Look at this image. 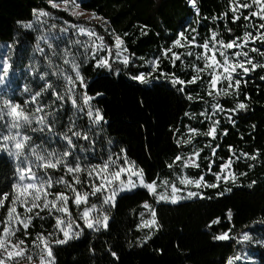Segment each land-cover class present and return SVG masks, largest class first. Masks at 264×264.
I'll return each mask as SVG.
<instances>
[{"label":"trees","instance_id":"trees-1","mask_svg":"<svg viewBox=\"0 0 264 264\" xmlns=\"http://www.w3.org/2000/svg\"><path fill=\"white\" fill-rule=\"evenodd\" d=\"M51 1L72 0H0V41H10L15 45L12 64L18 71L29 64L28 48L34 47L36 41L34 32L22 28L21 24L31 22L37 11L59 14L81 23L65 11L54 9L50 5ZM76 1L82 9L107 21V24L93 25L97 34L105 38L104 43L112 47L113 35H119L124 40L129 64L126 66L122 61L112 60L111 68L97 67L90 53L82 54L74 48L87 84L86 89L80 85L75 86L76 106L67 98L58 101L51 91L44 93L36 103L30 101L27 104L25 98L32 97L46 82L52 83L62 95L65 94L67 82L64 76H74L70 66H64V76L63 72L55 68L52 77L44 80L20 74L16 84L19 88L27 86L30 91L15 95L13 99L16 103L22 108L26 107L30 113L39 104L44 111L37 113L38 116L55 113V118L48 116V119L54 120V132L58 135L50 133V136L55 138L60 147L66 142L62 138L63 133L68 132L72 122H75V130L88 136V140L73 137L75 149L84 155V161L102 163L109 158H123L137 169H143L145 181L155 179L161 183L181 173L184 160L202 148L196 161L199 167L184 169L190 178L197 180L203 176L207 183H217L215 176L221 172L219 165L229 157L233 159L232 169L237 178L235 182H220L219 188H200L202 195L177 204L157 203L146 188L121 194L116 199L115 207H104L110 217L108 228L99 231L87 229L79 219L84 229L80 237L53 247L55 264H228L238 254L240 246L237 238L242 233L249 231L256 236L254 238L257 242L264 241V69L257 68L246 76L239 75L238 69L234 74V80L241 79V85L238 91L234 86L227 96H220L217 100L224 111L217 115L220 124L215 139L204 135L210 126L201 120L205 117L202 113L208 117L213 105V99L208 95L211 77L207 69L199 73L200 78L196 83L180 85L171 82L172 73L187 82L197 75V68L204 69L203 61L196 59V55L202 53L203 49L189 45L179 33L183 32L189 40L195 36L197 44L209 42L210 45L213 31L218 33V40L225 43L236 37L242 38L245 31H252L255 35L253 24L261 23L260 19L257 17L248 21L244 17L250 11H256V7L242 9L238 13L240 19L233 21L230 4L235 0H196L197 9L191 6L190 0ZM193 28L196 32L191 31ZM71 31L76 34V27H72ZM125 33L128 35L125 36ZM176 39H181V45L174 44ZM253 47L264 51V45L259 41H250L243 51L249 52L254 62L264 64V57L251 52ZM165 49H171L167 56L164 55ZM240 50L234 48L226 51L235 60L233 53ZM172 52L181 57L175 61V65L171 59ZM189 52L192 55H188ZM57 61L62 65L61 60ZM157 61V70L147 81H151V85L128 78L141 73L147 75L150 73V64L155 62L157 65ZM219 86L226 88L227 81L224 80ZM85 92L93 97L89 104L94 110L99 108L104 116V121L99 124L90 123L86 115L88 105L83 101ZM189 95L192 96L191 100L188 99ZM240 102L247 105L246 109L229 112ZM79 107L85 111L79 112ZM228 116L232 119L229 120ZM190 128L197 129L194 137ZM224 129H227V135L223 134ZM46 131H36L34 138L49 142ZM189 138L191 142L184 143ZM216 145L219 148L213 156L211 149ZM54 147H57L55 143ZM243 153L254 154L258 158L253 161ZM178 155L182 160L174 163ZM236 156L240 159L236 160ZM210 160H215V164L208 171ZM170 164L173 167L169 168ZM253 164L255 167L250 166ZM49 172L55 179L56 175L65 176L64 169H49ZM16 177L14 161L5 153H0V193H11V185ZM80 178L83 185H76L78 190L90 191L87 173H81ZM65 179L71 182L72 176L67 175ZM253 180L256 181L255 185L249 187ZM64 187L56 185L53 191H63ZM221 192L224 194L220 195ZM100 195L92 200H101ZM145 202L155 210L159 225L150 236L141 228ZM8 206L6 202L5 208L0 209V219L4 218ZM69 206L78 218L79 208L72 200ZM41 215L44 216L43 220L33 219L28 237H24L22 231L17 233V237L25 239L28 245H33L32 241L38 233L47 235L57 231V214L49 215L44 211ZM224 233L230 239H214ZM248 250L252 252L256 264H264V243L254 245L250 242ZM111 252H115L116 256H112Z\"/></svg>","mask_w":264,"mask_h":264},{"label":"snow or ice","instance_id":"snow-or-ice-1","mask_svg":"<svg viewBox=\"0 0 264 264\" xmlns=\"http://www.w3.org/2000/svg\"><path fill=\"white\" fill-rule=\"evenodd\" d=\"M190 3L193 7H196V0H190ZM53 7H60L58 4H52ZM256 7V11H250L248 16H245L244 19L251 21L254 18H259L261 23L258 25L253 24V28L255 30V35L252 31H245L241 37H236L233 40L225 43L223 40H218V33L213 31L211 33V48L209 42H204L203 44H197L196 37L192 36L189 40L188 37L184 35L183 32L179 33V36L187 41L189 45H193L196 47H200L203 49L202 53H198L196 55L197 60L204 61V69L197 68V75L193 76L191 80L185 81L175 76V73H172V83L184 85L185 83L192 84L196 83L197 79H199V73L204 71L205 69H210L209 75L211 77L209 81V89H214L218 84L222 82V80L227 81V87L223 90H218L217 94L220 96H227L229 94V90H231L234 86L239 90L241 85V79L234 80V74L237 73L239 69V75L246 76L250 71H255L257 68L264 69V64H259L254 62V59L249 56V52L243 51V48L251 41L255 43L259 41L262 45H264V0H235L233 4H230V10L232 12L233 21L239 20L240 15L238 13L242 9L250 10L253 7ZM74 7L79 8V4H75ZM50 14L45 11H40L37 13V20L39 21L40 17L49 16ZM73 15H83L81 12H73ZM95 17V14H93ZM227 16V13H225ZM96 19H100L104 24H107V21H104L102 17H95ZM21 27L24 29L31 30L33 29V23H22ZM51 29H55L56 25L52 24ZM73 27H76L73 25ZM107 31V29H105ZM62 32H67L68 28H62ZM81 34H86L89 38L95 37L100 41V44H85L83 45L86 49L90 48L93 53V59H95V63L97 67H106L111 68V64L109 62V58L112 55V49L108 47L106 43H104L105 38L103 36H98L94 30L85 29L83 27L79 28ZM143 32V29L141 30ZM192 32H196V29H191ZM231 32V29H228ZM146 34V33H144ZM128 34L125 33V36ZM51 39L47 33L42 34L39 37L41 41H47ZM79 43V42H77ZM124 44V40L117 35L115 37V47L117 48L116 56L117 59L120 58L122 51H127V49H122V45ZM175 45H181V39H176L174 41ZM49 48L53 49L52 55L55 56L57 53L55 48L51 43L48 44ZM241 49L240 51H235L233 56L235 60L232 59L227 53L226 50L231 49ZM107 49L108 57H102L97 59L96 53L102 50ZM36 50L41 54H45L44 48L40 47V44L37 43ZM171 52V49H165L164 55L167 56L168 53ZM211 52L212 55L209 56L208 53ZM219 52L220 56L223 58L222 62L220 59H217L216 53ZM252 53H258L261 57H264V51L261 48L253 47L251 49ZM46 55V54H45ZM70 53L68 49H65L63 52L64 60L63 63L66 65H70V71L74 73L73 75H65L64 79L67 82V87L65 94H61L59 91L55 90V86L52 83H45L39 91H36L32 97L31 102L36 103L37 99L42 97L44 93L51 91L52 95L56 97L58 101H65L66 98L71 101L73 106L77 105V100L74 98L75 86L80 85L83 88H87V84L85 83L84 77L81 73V63L77 62L76 59H68ZM188 55H192L191 52ZM243 57V59H241ZM181 57L175 52H172L171 59L173 65H175V61L179 60ZM48 64L52 66V60L48 59ZM123 64H129V57L125 56L123 58ZM158 66V61L157 65ZM12 65L8 62L7 59L4 60L3 63V73L4 76L0 77V83H4L8 76L9 70ZM220 74H216L218 70H221ZM65 69H59L58 72H64ZM48 76V73L45 72L40 75V79L44 80L45 77ZM151 76V73L147 75L141 73L133 77V79L139 80L140 82H147L148 78ZM264 79V77H262ZM234 80V84H233ZM246 83V81H245ZM183 91V88L180 89ZM25 91H30V89L26 86ZM209 95H212V91H209ZM97 95H101L97 93ZM93 99V97L87 95L85 92L83 94V101L85 105H88L86 115L89 117L90 123L99 124L104 121V116L99 108L95 110L89 104V102ZM188 99L191 100L192 96L189 95ZM47 106V105H46ZM50 107V106H49ZM63 107V104L60 105ZM213 109H219L220 111H224L223 107L219 104H213ZM247 105L243 102L236 104L233 109H229V112H237L238 110L246 109ZM44 109L37 104L35 111L30 113L26 111L19 103H15L12 100H4L3 106L0 107V120H5V117H11L10 121H5L6 126L8 128V135L3 136V140L10 142L4 145H0V151H6L7 154L14 158L15 161V172L17 174L15 182L11 185L13 191L2 192L0 193V209L5 208V203L8 202L9 206L6 208V215L3 219H0V264H19L21 259H28L30 262L33 259H38L39 264H55V256L53 254V246L56 245H64L68 242L69 239L76 238L78 239L83 232V228H80L79 224H76V227L79 231H75L71 233V229L73 224L76 223V220L72 217L71 212L68 207V201L70 197L65 192H56L51 193L49 190L54 186V184H62L65 188L70 189L74 196L71 197L73 203L77 208L80 205L87 204L89 196L97 197L98 194L102 199V203L109 205L110 207H115L116 197L119 193L131 190V188L137 187V183L132 180V175H137L139 178V185L148 189L158 200H171L172 203H176L180 199H183L182 196L177 195L181 189L177 188L175 184L171 185V195L169 196L165 193H157V182L156 180H152L151 182H147L144 179L143 169H139L137 172H130L129 169L120 166L118 170L110 171V165L114 164L115 161L109 158L108 162L102 165H90L87 168L83 167L78 159L69 161V157L72 156V148H75L76 145L73 142V137L76 139H80L81 137L84 140H88L87 134H82L81 131L75 130V122H72V127L68 129V132L63 133L62 138L67 142L68 149L57 153L55 151L45 152L39 145H35L32 142V137L27 134H23L20 130L25 128H32L33 132L39 131L43 133L46 129L49 133L53 135H58L54 132V120H49L48 116H53L55 118V113H48L46 115L36 116V113H42ZM79 112H84L85 109L83 107L78 108ZM187 115V113H186ZM205 118H207V115ZM215 115V112L213 113ZM229 120L232 119L231 116L227 117ZM39 125V127H32L33 123ZM234 123V121H233ZM220 121L214 120L209 130L204 133V135L210 136L213 139L217 136V127L219 126ZM16 130V131H13ZM190 132L196 133L197 129L190 128ZM69 133H71L69 135ZM223 134L227 135V129L223 130ZM191 138L189 140L184 141V143H190ZM177 143H180L178 141ZM219 148V145H216L211 149V154L215 156L216 149ZM232 149V146H229V150ZM203 149H199L193 152V155L197 158L200 156V152ZM235 156V152H233ZM244 156L250 157L251 160L255 161L258 157L257 155H250L249 153H243ZM240 157L236 156V160H239ZM181 156H176L174 163L176 161H181ZM233 159L229 157L225 163L219 165L221 168V172L216 175V180H223L224 182H228L231 180L232 182L236 181V174L232 171ZM189 164H193L195 167H199V164H196L195 161L192 160L191 157H188L184 160V167H187ZM212 164H215V160L209 161L208 171H211ZM251 167H255V165H250ZM63 167L65 170V176L71 175L72 181L69 182L65 179V176H61L55 181L52 176L48 174L49 169H59ZM169 168L173 167V165H168ZM35 169V170H34ZM36 170H43L42 175H38ZM129 171V176L127 180V185L123 180H120L121 173ZM86 172L88 177L90 178V183L88 185L90 191H86L81 193L76 185H83V181L80 178V174ZM240 175H247V173H240ZM114 181H119L117 186H113ZM181 184H195L197 188H219L220 184L217 183H207L204 180L203 176H200L199 179L193 181L189 179H181ZM256 181L253 180L251 185H255ZM230 191V189H229ZM223 195L224 193H219ZM11 195V199L9 200V196ZM188 197H197L202 195V193H198L196 191H189ZM51 196V199L49 198ZM20 205L24 208V215L21 217V214L17 211V205ZM145 208H149L150 206L145 202ZM34 210H37L34 212ZM47 210L49 215H53L55 213H59L55 217V227L58 231L49 232L45 235L43 232L38 233L36 239L32 241L35 252L30 253L26 247V240L17 237L18 232H23L24 237H28L30 234L28 232L29 227L32 225V221L35 218H39L40 220L44 219V216L41 215L42 212ZM90 211H97L98 214L93 218H89ZM32 213L33 215H29ZM64 214H67V221L64 219ZM143 215V214H142ZM231 213H229V216ZM156 213L155 210H152L153 219L149 222L145 223V227L156 226L159 227L157 220L155 219ZM109 215L102 210L97 209L96 204L91 205V209L85 207L82 214L78 217L84 221L87 229H95L99 231L101 228H108V220ZM13 220H15V224H13ZM215 223V221H214ZM66 227L62 226L65 225ZM58 233H62L63 238H60ZM150 238V237H148ZM217 240H227L230 239L227 233L214 237ZM253 238L245 233L243 235L244 241H251ZM259 243H264V241H258ZM112 256H116L115 252H111ZM239 257H235L234 260H238ZM229 264H233L232 261Z\"/></svg>","mask_w":264,"mask_h":264},{"label":"rangeland","instance_id":"rangeland-1","mask_svg":"<svg viewBox=\"0 0 264 264\" xmlns=\"http://www.w3.org/2000/svg\"><path fill=\"white\" fill-rule=\"evenodd\" d=\"M53 3L60 5V7H58V8L53 7L52 6ZM75 4H78L76 0H72L69 2H53V1L50 2V5L54 9H59V10L65 11L67 13V15L71 16L74 19H77L78 21H81V23L74 22L72 20L67 19L66 17H64L62 15L55 14V13H49L50 14L49 16L40 17V19L38 21L37 20V13L42 11V10L36 12L33 20L31 22H29V23H33L34 27L30 31L34 32L36 41L34 43V47L28 48V50L30 51L29 64L27 66L21 68V70L19 69V71L17 70L18 68L15 67L14 64H12V56H13V52L15 49V45L10 41H0V77L4 76V73H3L4 60L7 59L8 62L12 65V67L9 70L6 81L4 83H0V107L3 106L4 100H12L13 102L16 103V101L13 99V97L15 95L22 94V93H28L27 91H25V87L19 88V86L16 84V81H17L20 74L24 75V76L26 74L31 75V76H35V77L37 76V79H39L40 75L47 72L48 76L45 77V79H47V78H51L52 74L55 73V68L64 69V66H70V65H66L63 63V60H64L63 52L65 49H68V51L70 53L68 59H76V57L78 56V53L74 52L75 49H78L82 54L84 52H88V53H90V55L93 56L91 49L90 48L86 49L83 45H85V44H90V45L91 44H100V41L97 40L95 37L89 38L86 34H81L79 31V28L83 27L85 29H91V30H94L96 32L93 25H95L97 23L103 24V22L100 19L95 18V17H100V16L95 14V17H94V15H93L94 13H92L91 11H87V10L82 9L80 5H79V8H76V7H74ZM191 6H193V5L191 4ZM194 8L197 9L196 7H194ZM74 11L75 12H81V13H83V15H73ZM52 24L56 25L55 29H51L50 26ZM73 25L76 26V34H73V32L71 31ZM62 28H68V31L62 32L61 31ZM45 33H47V35L51 39H49L47 41L39 40V37ZM74 35H77V36H74ZM97 35L100 36L99 34H97ZM112 37L114 39V45L112 47H110L112 49V55L110 57H108L107 49H105V50L97 52L96 58L99 59L102 57H108L109 62H111L112 60L113 61L118 60V61L123 62V58L125 56L129 57L128 52L122 51L120 58L117 59L116 52L118 50L115 47L116 35H113ZM77 42H79V43H77ZM37 43L40 44L41 48H44L46 55L41 54L39 51L36 50ZM49 43H51L53 45V47L55 48V51L57 53L55 56L52 55L53 49L48 47ZM68 43H70V45H68ZM125 48L126 47L123 44L122 49H125ZM210 48H211V45H210ZM208 55L211 56L212 53L209 52ZM216 57H217V59H220L222 62L223 58L220 56L219 52L216 53ZM48 59L52 60V66L51 67L48 64ZM58 59L61 60V63L63 66L60 64V62L57 61ZM203 63H204V61H203ZM154 65H156L155 62L151 63L149 66L151 75L154 74L157 70L156 66H154ZM207 71L210 72L211 70L207 69ZM221 71H222V69L218 70V72L216 74H220ZM62 74L64 76V72ZM128 78L133 79L132 76H128ZM133 80H136V79H133ZM136 81L140 82L139 80H136ZM223 81L224 80H222V82ZM145 84L151 85L152 82L150 81V82H147ZM219 85L220 84H218L216 86V88L209 90V91H212V93H213L212 95L208 94L209 96H211V99H213V104H216L215 102L218 103L217 100L220 97V95L217 94V91L223 90V87H221ZM209 91H208V93H209ZM25 98H26V101L28 104V102L31 101V97L26 96ZM24 109L26 110V107ZM26 111H28V110H26ZM34 111H35V108L32 110V112H34ZM214 112H215V115H213ZM220 112L221 111L219 109L214 110L212 107V111L208 115V117L207 118L204 117L203 118L204 120L203 119H201V120H202V122L206 121L205 123H208V125L211 126L212 122L214 120H217V115ZM36 116H38L37 113H36ZM10 120H11V117H7V116L5 117V120H0V145L10 143V142L3 140V136L9 134L5 121H10ZM36 125L37 124H35V122H34L32 127H34V128L39 127V125H37V126ZM13 131H16V130H13ZM20 131L23 134L30 135L32 137V142H33L34 146L39 145L45 152L55 151L57 153H60V152H63V151L68 149L67 142H65V144L60 147L59 143L55 140V138L53 136H50V133L48 131L45 132V135H46L47 139L49 140V142H47V143H46V140H44V139L42 140V139L34 138L35 132L32 131V128L21 129ZM28 131H31V133ZM192 136L194 137V133H192ZM49 143L53 144V148H52V145L50 146ZM54 143L57 147H60V148L54 147ZM71 151H72V156L68 158L69 161H73L76 159H78L79 161H83V163L81 165L85 168H87L90 165H95V164L96 165L97 164L102 165V164L108 162V160H109V159L103 160L102 163H93V162H89V161H84L85 160L84 155L77 153V150L75 148H72ZM0 153H5L6 155H8L6 151H0ZM83 153H84V151H83ZM9 157L12 158V160L14 161L13 157H11V156H9ZM189 157H191L192 160L195 161V163H196L197 157H195L193 154H191V156H189ZM113 161H115V163L110 165V171L118 170L120 166H123L124 168L129 169L130 172H137L139 170L133 164H131L130 162L126 161L123 158H119V159L113 160ZM14 163H15V161H14ZM190 166H194V165L189 164L187 167H190ZM187 167H184V164H183L181 173L177 174L172 179H164L163 182L157 183V188H156L157 193H165L166 192L170 196L171 195V185L175 184L177 188L181 189V191L178 192L177 195L182 196L183 199H180L179 201H177L176 203H173V204H177V203H181V202H187V201H191V200L195 199L196 197H188L187 194L189 191H196V192L200 193V190H199L200 188H197L194 183L193 184H181L180 183L181 179H189V180L195 181V179L190 178L187 175L186 171L184 170ZM59 169H63V167H61ZM36 171H37L38 175L43 174V170H36ZM129 171H125V172L121 173V177H120V180H123L126 185H127V180H128V176H129ZM232 171H233V169H232ZM48 174L51 175L49 170H48ZM61 176H63V175H56V179H58ZM52 178L54 181L56 180L53 176H52ZM131 178L134 182L137 183V187L131 188V190L123 191V192L119 193L117 195V197L120 196L121 194H124V193L133 192L138 188H144L143 186L139 185V178L137 175H132ZM215 179H216V176H215ZM70 181H72V180H70ZM215 181H217V180H215ZM217 182L218 183H220V182L225 183L223 180H220ZM118 184H119V181H114L113 186H117ZM56 185H62V184H54V186L49 190L51 193H56L55 191H53V189L55 188ZM62 186L64 187V185H62ZM57 192H65L70 197V199L68 201V207H69V210L71 212L72 217L76 220V223L73 224V227L71 229V233H74L75 231H79V229L76 227V224H79V226L81 228V223H80L79 219L77 218V216L75 215V213H73V211L70 209V206H69V202H70V200H72L71 197L74 196V193L70 189L65 188V187L63 188V191H57ZM81 193H83V192H81ZM117 197L115 199H117ZM153 197L157 203H172L170 199L160 201L154 195H153ZM49 198L51 199V196ZM92 198H93L92 196H89L88 203L87 204L82 203L80 205L79 216L82 214L85 207L91 209L92 204H96L98 210H102L103 212L107 213L106 209L104 208L106 204L102 203V199L101 200L99 199V201L98 200L94 201V200H92ZM100 203H102V204H100ZM148 205L150 207L146 208V210H145V215L142 218V222H141V228L144 229L145 231H147V236H150L151 234H153L155 232L157 227L156 226H152V227H145L144 226L146 222H149L153 219V217H152L153 208L151 207L150 204H148ZM17 211L21 214V217H23L24 208L22 206H20L19 204L17 205ZM35 211H37V210H34V212ZM45 211H47V210H45ZM56 214L60 215L59 213H56ZM97 214H98L97 211H90L89 218L93 219ZM29 215H33V214L29 213ZM1 217H2V211L0 210V218ZM64 219L67 221V214H64ZM81 221L84 224V221L83 220H81ZM13 224H15V220H13ZM62 226L66 227V224L62 225ZM0 228H2V226H0ZM245 233L250 235L253 239L251 241H244L243 235ZM58 234H60V238H63L62 233H58ZM254 236L251 235L249 233V231H247V232L242 233L237 238V242H238V245L240 247H239L238 254L236 257H239V259L234 260L235 257L232 258L230 261H232L233 264H256V262H257L256 259L252 256V252L250 250H248L250 247V242L253 243L254 245L259 244V242H257L255 240ZM26 247L30 253L34 254L35 249H34L33 245H28L26 243ZM229 262H228V264H229ZM19 264H39V260L34 258L33 261L30 262L28 259H21L19 261Z\"/></svg>","mask_w":264,"mask_h":264}]
</instances>
